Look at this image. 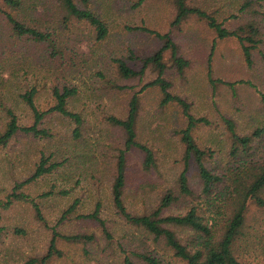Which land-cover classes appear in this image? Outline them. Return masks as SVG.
Returning a JSON list of instances; mask_svg holds the SVG:
<instances>
[{"label": "rangeland", "instance_id": "rangeland-1", "mask_svg": "<svg viewBox=\"0 0 264 264\" xmlns=\"http://www.w3.org/2000/svg\"><path fill=\"white\" fill-rule=\"evenodd\" d=\"M136 2L90 0L85 8L101 18L108 28L106 37L97 40L91 25L67 18L64 11L56 7L55 0H24L21 10L16 12L18 18L49 32L48 45L13 34L0 13V129L4 122L3 104L14 110L19 124L31 123L29 110L19 98L20 92L30 87L36 89L33 99L40 110L53 104L54 86L75 87L77 92L68 99L67 107L83 120L80 135L74 136L71 132L74 123L53 112L40 125L47 129L49 137L30 138L19 134L0 148V202L5 200L14 181L32 171L42 152L52 161L62 162L56 171L22 189L41 204L47 225L35 219L29 203L0 206V226L4 227L0 264H26L30 257L41 255L52 227L74 202L75 210L65 216L57 230L64 234H91L94 240L81 245L61 242L63 256L51 259L49 264H120L122 248L155 250L164 264H184L150 235L127 225L111 202L114 161L122 148V131L108 123L105 115L124 117L129 97L155 76L147 71L141 80L123 79L117 75L113 60L122 58L137 68L138 58L161 46L162 41L154 33L142 28L161 34L168 32L180 54L190 62L183 76L170 69L166 77L172 83L170 91L189 102L195 117L208 121L197 124L192 135L199 147L213 151L214 155L207 158L210 168L219 172L231 164L222 116L231 118L240 133L255 126L264 127L261 99L264 93V0H187L189 5L213 13L227 29H236L246 20L259 22L262 40L259 49L253 51L250 65L245 62L235 37L217 38L204 21L190 16L180 27L172 26L175 15L172 0H145L140 5ZM33 3L38 8L31 7ZM0 7L5 8L1 0ZM209 56L211 77L217 80L214 85L207 77ZM168 58L169 53L165 52L164 60L169 64ZM138 95L137 139L153 149L156 167L143 171L142 153L136 149L127 151L124 201L132 212L154 206L167 188L177 189L176 179L183 168V145L178 131L186 123L178 104H159L158 87H147ZM186 175L196 193L193 202L203 204L192 160ZM96 203H100L99 214L111 233L109 242L98 223L80 217L91 213ZM184 206V202L174 203L167 212H184ZM252 213L263 218L239 243V257L247 264H264V237H261L264 236V214L255 207H251L249 215ZM14 228L22 229L23 233H14ZM174 229L180 240L191 247L195 233L179 227Z\"/></svg>", "mask_w": 264, "mask_h": 264}, {"label": "trees", "instance_id": "trees-1", "mask_svg": "<svg viewBox=\"0 0 264 264\" xmlns=\"http://www.w3.org/2000/svg\"><path fill=\"white\" fill-rule=\"evenodd\" d=\"M1 1L5 8L0 7V13L3 14L13 34L46 45L51 42L49 32L26 24L18 18L16 12L21 10L24 0ZM76 1L84 7H79ZM89 1L55 0L56 7L64 11L67 18L73 17L87 22L94 30L95 39H104L108 33L107 25L96 14L85 8ZM143 1L145 0H137L136 5H140ZM172 3L175 7V15L171 21L172 26L180 27L183 21L190 16L204 21L214 31L217 38L235 37L240 44L245 62L248 65L252 63L253 51L259 49L262 40L259 38V22H255L253 19L246 20L236 29L231 30L224 27L213 13H209L199 6L189 5L187 0H172ZM36 5L33 3L31 7L38 8ZM50 7L52 8L51 5ZM142 29L154 33L162 41L161 46L153 50L152 53L138 58L137 68L122 58L113 60L117 75L123 79L137 78L141 80L147 71L153 72L155 76L129 97L124 117L105 115L108 123L122 131V148L115 156L110 187L112 207L127 225L150 235L153 241L161 243L173 257L181 260L184 264H247L242 256L239 257L238 247L241 240H245L250 234V230H255V226L263 218L262 216L258 217L255 213L249 215L251 207H255L261 214H264V127L255 126L248 132L240 133L231 118L222 116L221 119L228 133L229 149L227 153L231 164L219 172L210 168L207 165V158L214 155L213 151L209 148L199 147L192 135L193 128L197 124L208 123V121L203 117H195L191 113L189 102L170 91L172 83L166 77L170 69H174V72L179 76H183L190 62L180 54L178 45L168 32L161 34L148 28ZM165 52L169 53V64L164 60ZM207 77L212 85L216 83L217 80L211 77L210 56L207 59ZM147 87H158L161 95L160 105L172 102L181 108L182 116L186 121L185 126L178 131L183 145V168L176 179L177 189L167 188L154 206L141 212H132L128 210L124 201L125 185L128 179L126 174L127 151L136 149L142 153L143 171L149 172L156 167V156L153 149L137 139L136 126L140 110L138 92ZM119 88L126 87L119 86ZM76 92L77 90L73 86H54L52 88L53 104L44 110H40L34 102L33 97L36 93L34 87L20 92L19 98L31 116L32 121L29 125L19 124V117L14 110L3 104L1 108L4 122L0 129V148L19 134L30 138L49 137L47 129L40 125L45 117L53 112L73 122L74 126L71 132L74 136H79L83 120L80 114L67 107L68 99ZM261 99L264 101V93L261 94ZM50 158L42 152L32 171L26 177L14 181L5 200L0 202V206L6 208L14 202L29 203L35 219L43 225H47L42 214L41 204L22 189L38 178L51 174L62 165L61 161H52ZM190 160L195 166L201 190L199 197L203 198V204L202 202H193L196 193L191 188L186 175ZM50 192L41 193L39 197H44ZM178 202L185 203L184 212H167L170 206ZM75 204L76 202L64 210L55 226L52 227L45 251L39 256L30 257L26 264H49L51 259L62 257L64 252L59 247L61 242L69 245H81L94 240V236L91 234H64L57 230V225L63 222L65 216L75 210ZM99 210L100 203H96L91 213L80 217L98 223L102 234L109 242L111 233L105 220L100 216ZM175 227L188 229L195 233L191 247L180 240ZM13 231L14 233H23L20 228H14ZM3 232L4 227L0 226V239ZM121 252L123 255L120 264H137L135 261L142 264H164V259L155 250L138 251L122 248Z\"/></svg>", "mask_w": 264, "mask_h": 264}]
</instances>
